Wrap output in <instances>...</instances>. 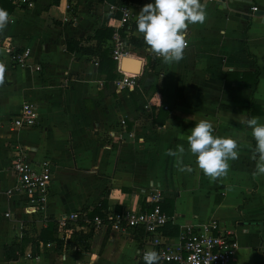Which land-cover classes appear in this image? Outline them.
I'll return each instance as SVG.
<instances>
[{
    "label": "crops",
    "instance_id": "obj_1",
    "mask_svg": "<svg viewBox=\"0 0 264 264\" xmlns=\"http://www.w3.org/2000/svg\"><path fill=\"white\" fill-rule=\"evenodd\" d=\"M117 1L60 0L52 6L50 0H37L32 9L19 10L0 0L11 17L0 34V61L6 66L0 86V264H143L137 251L150 246L138 229L94 226L85 216L97 208L100 219L148 211L155 190L161 212L178 230L215 220L236 241L230 264H264V176L254 175L255 140L237 119L259 117L264 123V9L251 11L264 8V0L231 5L224 0V9L219 0H202L207 19L189 26L183 60L165 64L144 43V49L130 52L137 71L126 72L136 75L137 84L121 92L112 86L116 72L112 79L97 72L96 51L82 55L64 45L71 40L93 49L95 31L110 29V39L100 43L109 53L114 31L122 34L120 14L111 9ZM148 3L154 0L127 4L129 38L143 40L132 25ZM5 46L28 50L27 64L38 70L11 66ZM24 103L36 108L37 120L13 130L8 123ZM201 119L213 124L214 135L240 144L239 158L217 181L204 176L188 151L187 136ZM177 145L184 146L183 163L193 171H179L175 158L166 155ZM16 146L30 162L49 164L48 196L35 216L25 214L19 196L5 195L14 181L10 165ZM71 213L80 223L68 222L65 236L57 231L64 243L59 249L53 243L30 245L48 219L57 222ZM89 228L86 249L65 247L73 233L84 235ZM160 236L177 241V235ZM22 238L27 241L20 252L9 249Z\"/></svg>",
    "mask_w": 264,
    "mask_h": 264
},
{
    "label": "built area",
    "instance_id": "obj_2",
    "mask_svg": "<svg viewBox=\"0 0 264 264\" xmlns=\"http://www.w3.org/2000/svg\"><path fill=\"white\" fill-rule=\"evenodd\" d=\"M13 8L19 10L32 9L37 0H6ZM120 14L118 28L123 30L122 34L114 31L112 36V45L110 48V58L115 62L116 77L112 81L115 92H121L132 89L137 84L136 75L126 73L120 70L119 63L122 59L132 58L130 53L128 39L130 27L127 26L131 15L130 8L127 5L111 7ZM255 7L251 11H255ZM117 30V29H116ZM3 53L6 55L11 66L19 69L38 70L37 67H30L27 59L30 54L28 50L20 52L12 51L9 46L3 47ZM0 64H3L0 61ZM37 120L36 108L24 103L20 106L17 114L11 118L8 123L13 130L32 127ZM120 126L124 125L123 120L119 121ZM112 137V135H110ZM12 162L10 170L13 174V185L5 190V195L19 196L25 203L24 211L26 215L39 213L46 202L49 185L50 171L47 161L32 163L25 155L22 147H14L12 152ZM160 195L155 190L150 195V210L140 212L127 210L121 214H109L103 219L95 217L92 219L94 226H100L103 222L116 229L121 228H141L144 233L143 241L150 246L149 249H139L138 258L144 262L143 255L146 251L155 250L160 255L159 264H230L234 258L237 244L234 237L228 232H221L215 220H207L196 225L178 226L176 243L166 242L160 236L159 230L172 220L161 212L159 206ZM5 213L4 217L8 218ZM77 219L76 213H71L57 220V231L69 233L66 228L68 222H74Z\"/></svg>",
    "mask_w": 264,
    "mask_h": 264
},
{
    "label": "clouds",
    "instance_id": "obj_3",
    "mask_svg": "<svg viewBox=\"0 0 264 264\" xmlns=\"http://www.w3.org/2000/svg\"><path fill=\"white\" fill-rule=\"evenodd\" d=\"M207 19L206 5L202 0H154L145 4L136 19V29L143 37L150 54L161 58L165 64L179 63L188 48V29L190 25L204 24ZM11 22L10 14L0 8V34ZM6 66L0 64V86L5 83ZM238 122L251 129L255 140L252 159L256 161L254 175L264 176V123L259 117L237 118ZM213 124L201 119L187 136L188 151L195 157L196 167L209 178L217 181L227 177L230 161L239 158V142L227 136L214 135ZM185 148L177 145L176 150L168 149L166 155L174 157L181 172H191L193 168L183 163ZM145 264H159L160 255L155 250L143 255Z\"/></svg>",
    "mask_w": 264,
    "mask_h": 264
},
{
    "label": "trees",
    "instance_id": "obj_4",
    "mask_svg": "<svg viewBox=\"0 0 264 264\" xmlns=\"http://www.w3.org/2000/svg\"><path fill=\"white\" fill-rule=\"evenodd\" d=\"M60 0H50L49 4L52 6H56L58 5ZM138 2V0H118L117 1V5H127L129 3H135ZM12 6V5H11ZM13 7V6H12ZM136 23V22H135ZM132 25V28L135 27L136 28V24ZM123 31V30H121ZM111 36V30L110 29H104V30H97L95 31L93 38H95L96 40V46L95 48L91 49V48H83L78 46V43L75 41H67L65 42V47L67 49L68 52H78L82 55H93L94 52L96 51L97 57H98V62L97 64V72L100 74H105V76L109 79L114 78V73H115V62L111 60L110 58V51L108 53L107 49L103 50L101 49L100 43H102V41L104 39H110ZM104 38V39H103ZM129 44L132 46V48L130 49V52L133 53L135 50L137 49H144L145 48V44L144 41L142 39H135V38H129ZM98 51V52H97ZM108 73H105V72ZM168 203V202H166ZM161 210L163 209V207L160 208ZM166 216L168 217L169 214L165 213ZM102 217L101 213H100V209H94L88 213H86L85 218L87 219L86 221L88 223L92 224V219L94 217ZM80 223L79 219L76 220L75 223ZM87 223V224H88ZM67 228H70L71 225L66 224ZM130 229H138L141 232V238L143 239L144 237V233L143 230L141 228H130ZM165 230H169V232L165 233ZM159 232L161 233V235L164 234H170V235H177L178 234V229L177 227H174L173 225H171L169 222H167L160 230ZM91 237V228H89L88 232L84 235L81 234H76L73 233L71 240H67L65 242V247H67L69 244L73 243L76 246H79L81 248L86 249L88 247V240ZM27 240H25V238H22L20 243L17 245H12L9 247V249H11L12 251L15 252H20V250L23 248V244L26 242ZM30 245H32L33 248H36L37 243L36 242H42L43 244L46 243H53L58 249L64 244L62 242V240H60L57 237V223L56 221H54L53 219H48L46 221V225L44 228H42L37 236V238L33 241H30ZM143 264H145V262H143Z\"/></svg>",
    "mask_w": 264,
    "mask_h": 264
},
{
    "label": "water",
    "instance_id": "obj_5",
    "mask_svg": "<svg viewBox=\"0 0 264 264\" xmlns=\"http://www.w3.org/2000/svg\"><path fill=\"white\" fill-rule=\"evenodd\" d=\"M240 1H243V2H246V1H250V0H227L226 1V4L228 5H231V4H234V3H237V2H240ZM220 4V6L224 9L226 6H225V2L224 0H219L218 2ZM255 9H259L260 11H263L264 8H260V7H255ZM255 10V11H256ZM254 11V12H255ZM119 68L121 71L123 72H136L137 69H138V61L136 60H133V59H122L119 63Z\"/></svg>",
    "mask_w": 264,
    "mask_h": 264
}]
</instances>
